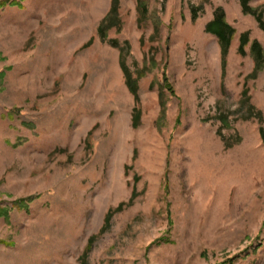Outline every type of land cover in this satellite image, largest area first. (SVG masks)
Wrapping results in <instances>:
<instances>
[{"label":"rangeland","instance_id":"rangeland-1","mask_svg":"<svg viewBox=\"0 0 264 264\" xmlns=\"http://www.w3.org/2000/svg\"><path fill=\"white\" fill-rule=\"evenodd\" d=\"M110 2L0 0V264H79L134 183L89 264H264V68L247 77L237 51L244 30L264 47V26L240 0H145L140 24L119 0L102 39ZM218 10L236 29L224 89Z\"/></svg>","mask_w":264,"mask_h":264},{"label":"trees","instance_id":"trees-1","mask_svg":"<svg viewBox=\"0 0 264 264\" xmlns=\"http://www.w3.org/2000/svg\"><path fill=\"white\" fill-rule=\"evenodd\" d=\"M242 9L246 12H251L256 16V19L260 23V25L264 26V6L260 7H252L248 4L249 0H240ZM118 7H119V0H111L110 6L108 10L105 12V14L101 17L98 25H97V33L100 38L104 39L107 35V31L111 29L112 27H119L121 23L120 14L118 13ZM193 17H196V10L193 9ZM136 12L138 13L137 16V22L143 23V21L146 20L148 17V7L145 2V0H137L136 4ZM159 30V26L156 24L154 25V34H157ZM206 30L216 36L219 46H220V52H221V89H224V81H222L225 70H226V56L227 51L230 46L231 40L234 38V34L236 32L235 27L228 23L225 14L223 10H218L215 12L214 17L209 20L206 23ZM248 30H244L242 33L239 34V43L237 47V51L240 52L242 55L246 54L245 46L249 44V51L253 58V68L252 70L247 74V77H255L259 71L264 68V47H262L261 43L257 41L256 39H251L249 37ZM91 41V38L87 40V43L85 46H87ZM116 44V43H115ZM117 45V44H116ZM119 48V64L121 69L124 73V82L127 85L130 92L133 94V98H135V102L137 103L139 101L138 98V78L141 76L142 72H138L135 76L133 75V72L131 69H128V67L125 65L124 62V55H123V47L117 45ZM242 103H247L250 100V94H248V86L245 84L242 91ZM135 103V105L132 108V118H131V124L132 126H136L139 123L141 112L139 106ZM261 134H264V127H261ZM135 154V149L133 151V155ZM136 180V178L134 177ZM138 194L136 190V185L132 186V190L129 195L128 200H122L120 201L116 206L109 207L106 210V214L103 218L102 224L99 226L100 228L88 236L86 239V244L82 250V252L79 254V264H89L88 262V254L93 249V246L95 244V240L110 228L111 219L112 217L120 212L123 208L130 206L133 204L135 196ZM17 204V202H16ZM7 209V208H6ZM6 212V210H5Z\"/></svg>","mask_w":264,"mask_h":264},{"label":"bare ground","instance_id":"bare-ground-1","mask_svg":"<svg viewBox=\"0 0 264 264\" xmlns=\"http://www.w3.org/2000/svg\"><path fill=\"white\" fill-rule=\"evenodd\" d=\"M98 3V2H97ZM97 12V11H96Z\"/></svg>","mask_w":264,"mask_h":264}]
</instances>
